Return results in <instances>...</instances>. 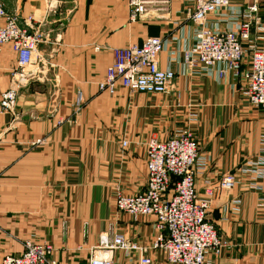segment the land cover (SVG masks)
<instances>
[{"label": "crops", "instance_id": "1", "mask_svg": "<svg viewBox=\"0 0 264 264\" xmlns=\"http://www.w3.org/2000/svg\"><path fill=\"white\" fill-rule=\"evenodd\" d=\"M1 1L20 25L44 37L36 70L17 97L16 116L0 111V263L6 254H19L24 239L34 238L54 246L51 257L58 264H87L89 249L102 234L122 233L148 247L144 254L151 264H170L150 248L156 217L120 211L116 194L145 190L149 138L165 140L188 129L205 159L194 178L196 198L209 202L206 217L228 242L220 255L207 253L205 264H264V164L261 176L255 172L264 159V109L242 93L240 74L248 55L223 77L218 75L222 63L209 68L185 64L183 51L197 30L185 16L193 0H153L133 22L127 0ZM252 3L232 0L209 14L206 25L236 30L242 10ZM257 4L258 22L264 25V0ZM250 32L252 44L264 48V32L254 25ZM149 36L162 39L159 68L175 74L169 90L100 91L112 48L141 44ZM15 66L16 55L5 44L0 94ZM78 91L83 104L75 113ZM58 118L64 119L60 125ZM40 137L46 144L32 145ZM228 172L236 174L237 183L220 187ZM139 255L115 249L114 264H138Z\"/></svg>", "mask_w": 264, "mask_h": 264}, {"label": "built area", "instance_id": "2", "mask_svg": "<svg viewBox=\"0 0 264 264\" xmlns=\"http://www.w3.org/2000/svg\"><path fill=\"white\" fill-rule=\"evenodd\" d=\"M153 0H127L129 21L140 19ZM232 0H193L185 8V16L197 26L193 44L183 51L185 64L206 68L218 63L223 77L228 69L236 67L248 56L246 69L240 74L244 81L242 93L248 102L264 109V48L252 44L250 28L264 32L258 22V0L243 10V20L236 30L216 31L206 25L207 16L230 5ZM44 34L37 29L20 25L17 17L7 12L0 0V51L9 44L16 55V66L11 71L8 86L0 94V111L16 116L17 97L36 70L40 60L38 46ZM248 42L249 48H244ZM98 49V47H95ZM163 48L159 36H149L141 44H129L112 48V62L98 82L100 91L114 95L118 87L130 93H166L174 77L171 70L159 68V54ZM248 50V51H247ZM83 104L80 91L73 103L77 113ZM197 114L192 113V119ZM58 118L56 125L63 122ZM264 141V137L262 138ZM46 144L40 137L34 146ZM126 145V141L122 143ZM146 188L142 193L116 194V207L130 215H154L157 235L150 248L164 254L170 264H205L207 253L218 256L228 242L218 235L215 223L206 217L209 202L196 198L194 178L205 167V159L199 152L198 142L188 129H182L165 140L149 138L146 141ZM264 159L257 161L256 174H263ZM237 183L236 174L228 172L219 181V186L232 188ZM238 201H233L236 204ZM148 247L115 233L109 237L102 234L97 245L89 249L87 264H114L113 251L120 249L128 255L139 251L138 264H151L144 252ZM54 246L34 238L22 241V251L17 255L6 254L0 264H58L52 259Z\"/></svg>", "mask_w": 264, "mask_h": 264}]
</instances>
